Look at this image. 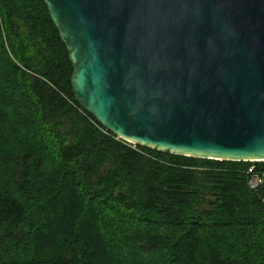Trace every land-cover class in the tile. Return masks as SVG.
Returning <instances> with one entry per match:
<instances>
[{
  "label": "trees",
  "instance_id": "1",
  "mask_svg": "<svg viewBox=\"0 0 264 264\" xmlns=\"http://www.w3.org/2000/svg\"><path fill=\"white\" fill-rule=\"evenodd\" d=\"M43 0H0V264H264V163L175 155L76 101Z\"/></svg>",
  "mask_w": 264,
  "mask_h": 264
},
{
  "label": "water",
  "instance_id": "2",
  "mask_svg": "<svg viewBox=\"0 0 264 264\" xmlns=\"http://www.w3.org/2000/svg\"><path fill=\"white\" fill-rule=\"evenodd\" d=\"M76 101L175 155L264 161V0H43Z\"/></svg>",
  "mask_w": 264,
  "mask_h": 264
},
{
  "label": "built area",
  "instance_id": "3",
  "mask_svg": "<svg viewBox=\"0 0 264 264\" xmlns=\"http://www.w3.org/2000/svg\"><path fill=\"white\" fill-rule=\"evenodd\" d=\"M252 162H262V161H252ZM248 173L251 174L249 184L252 188L257 187L260 183L264 182V170L261 172V174L255 173V164L250 165V167L248 168Z\"/></svg>",
  "mask_w": 264,
  "mask_h": 264
},
{
  "label": "rangeland",
  "instance_id": "4",
  "mask_svg": "<svg viewBox=\"0 0 264 264\" xmlns=\"http://www.w3.org/2000/svg\"><path fill=\"white\" fill-rule=\"evenodd\" d=\"M120 139V138H119ZM260 163H264V161L260 162Z\"/></svg>",
  "mask_w": 264,
  "mask_h": 264
}]
</instances>
